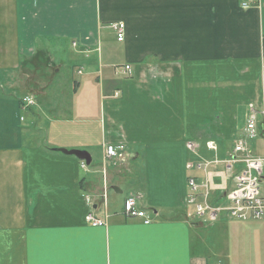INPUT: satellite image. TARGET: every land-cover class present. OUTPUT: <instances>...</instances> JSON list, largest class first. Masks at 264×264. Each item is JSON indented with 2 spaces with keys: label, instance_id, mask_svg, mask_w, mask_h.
I'll return each mask as SVG.
<instances>
[{
  "label": "crops",
  "instance_id": "1",
  "mask_svg": "<svg viewBox=\"0 0 264 264\" xmlns=\"http://www.w3.org/2000/svg\"><path fill=\"white\" fill-rule=\"evenodd\" d=\"M263 89L264 0H0V264H264V219H197L185 204L189 179L198 202L228 204L221 161L249 105L250 153L264 154ZM106 145V199L131 166L127 196L149 224L101 202L89 166Z\"/></svg>",
  "mask_w": 264,
  "mask_h": 264
},
{
  "label": "built area",
  "instance_id": "2",
  "mask_svg": "<svg viewBox=\"0 0 264 264\" xmlns=\"http://www.w3.org/2000/svg\"><path fill=\"white\" fill-rule=\"evenodd\" d=\"M253 1L255 3L257 0ZM245 6L246 4H243V7ZM111 29L116 34V40L121 42L123 40L124 26L117 23L113 24ZM122 70L127 74H130L131 71L129 66H124ZM21 102L25 108L34 105V101L30 97H24ZM256 137V112L254 108L250 107L245 128L242 131L241 138L236 141L233 147L232 156L221 161V163L224 164V172L229 177L232 185L231 189L225 195L228 204L226 206L210 205L206 201V192L202 195V201L198 202L196 196L199 192L200 186L192 179H189V194L185 199V204L193 208V214L197 218H205L208 221H212L219 215L226 213L229 218L241 221L264 219V190L261 188L264 177L262 176L259 167H254V162L251 164L252 159L255 158H253L247 145L248 141L254 140ZM206 146L208 149H211V151L216 152V147L213 143H207ZM186 147L192 152L193 149L191 143H187ZM104 155L106 160L115 158L117 156V148L112 145L107 146L104 150ZM256 159L264 161V155L262 158ZM210 164L211 163L209 162H205L204 165L202 163L198 169L205 171ZM236 164H239L240 168L235 172L233 167ZM82 167H84V165H82ZM251 176H253V179ZM102 198L103 201H105V194H103ZM86 202L88 205L91 203L88 197H86ZM123 215L127 218H139L145 225L150 223V219L146 214L137 209L136 197L134 196H130L125 200ZM85 222L94 227L105 225V221L96 219L92 213L86 215Z\"/></svg>",
  "mask_w": 264,
  "mask_h": 264
},
{
  "label": "rangeland",
  "instance_id": "3",
  "mask_svg": "<svg viewBox=\"0 0 264 264\" xmlns=\"http://www.w3.org/2000/svg\"><path fill=\"white\" fill-rule=\"evenodd\" d=\"M49 84L52 85V82H50ZM55 84H58V82H56V81L53 82V86L54 87H55ZM262 94L264 95V92H262ZM250 107H252V106L249 105V109H250ZM252 108H254V107H252ZM190 143L192 144V149H193L192 152H193V154L197 155V146L195 144H193L192 142H190ZM207 143H213L215 145V143L212 142V141L206 142V145H207ZM107 146H109V145H106L103 149L105 150ZM215 147H216V145H215ZM216 149H217V147H216ZM209 150H211V149H209ZM263 155L262 156H253V158H255V159H252L251 164L254 162L255 165H258V166L254 165V167H259L260 172H261L262 176L264 177V161L260 160V159H256V158H262ZM91 158H92V164L89 167H90V169H92L94 167H97V170H98L99 174H97L96 177L99 179L100 186H102V187L104 186L102 191H101V194H100V195L103 196V194H106V193H104V191H105V188H107V186L109 184V178H108V168H109V166L107 164L109 161L106 160V157H105L104 152H103V154H102V165H101L100 164L101 161L99 163V151L96 154L92 153ZM205 162H208V161H202V162L198 163L197 168H199L200 164H202V163L204 165ZM255 162H257V163H255ZM134 168L136 170H139L137 165H134ZM116 169H119L121 171V175H120L121 179H122V181L125 180L127 185L126 184L122 185L123 186V190H122L121 193H118V194L107 189L108 190L107 191V199H105V201H106V204L108 205V212L120 210V208L122 207V204H123V200L127 197L128 191L132 190L134 188V186L137 185V176L136 175H134V176L126 175V174H129V171L131 170V166H128L125 169H120V168H116ZM234 171L236 172L237 170L234 169ZM122 176H124V178H122ZM251 178L253 179V176H251ZM261 188L264 190V179H263V184L261 185ZM105 201L101 200L102 203L103 202L105 203ZM193 219L195 220L196 218L194 217Z\"/></svg>",
  "mask_w": 264,
  "mask_h": 264
},
{
  "label": "water",
  "instance_id": "4",
  "mask_svg": "<svg viewBox=\"0 0 264 264\" xmlns=\"http://www.w3.org/2000/svg\"><path fill=\"white\" fill-rule=\"evenodd\" d=\"M57 152H60L64 155H71L76 157L77 159L84 161L86 166H89L91 163V158L89 156L88 153H86L85 151H65V150H61V149H56Z\"/></svg>",
  "mask_w": 264,
  "mask_h": 264
},
{
  "label": "bare ground",
  "instance_id": "5",
  "mask_svg": "<svg viewBox=\"0 0 264 264\" xmlns=\"http://www.w3.org/2000/svg\"><path fill=\"white\" fill-rule=\"evenodd\" d=\"M21 103V102H20ZM253 107V106H252ZM257 129V128H256ZM251 142V141H250ZM200 171V170H199ZM201 172V171H200ZM201 173H203V172H201ZM196 181V180H195ZM189 190V189H188ZM189 192V191H188ZM220 205V204H219ZM221 216V215H220Z\"/></svg>",
  "mask_w": 264,
  "mask_h": 264
}]
</instances>
